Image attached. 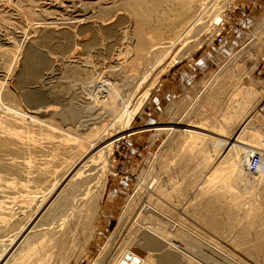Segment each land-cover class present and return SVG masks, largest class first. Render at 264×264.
<instances>
[{
	"label": "rangeland",
	"instance_id": "rangeland-1",
	"mask_svg": "<svg viewBox=\"0 0 264 264\" xmlns=\"http://www.w3.org/2000/svg\"><path fill=\"white\" fill-rule=\"evenodd\" d=\"M122 1L125 0H0V51L10 52L8 56L0 54V117L12 121L2 125L5 132L0 134V208L14 216L11 225L0 226V264L20 253L26 256L22 264H114L122 250L130 246L145 249L143 257L153 254L150 263L145 257L148 264H166L163 254L168 251L172 256L168 264H264V171L251 175L246 170L250 154L256 150L264 155V151L255 139L258 129L249 128L243 120L246 125L242 123L245 127L238 130L235 120L241 110L240 101L251 95L249 74L254 61L257 64L253 77L264 86V0H227V8L219 7L223 3L219 0L216 8L220 10L213 7L204 16L210 17L208 26H199L191 37L201 36L203 45L188 55H184L188 46L177 49L175 54L182 58L176 64L166 61L148 74L145 73L156 60L152 53L157 46L153 42L139 50L138 38L133 34L136 19ZM235 7L247 11L240 26L222 44L212 43L218 31L212 18L220 12L225 17ZM195 10L197 7H192L190 14L175 22L173 34ZM79 11L85 19L76 23ZM46 22H54L56 29ZM61 28L71 34L61 35ZM51 30L58 36L52 37ZM171 40L169 36L167 41ZM142 56L147 58L145 64L137 62ZM41 60L45 69L40 67ZM111 85L117 86L126 101L115 110L106 108L102 101ZM238 87L242 92L236 95ZM231 92L236 97L232 98ZM4 106L19 115H10ZM166 110L171 113V123L163 128L160 122ZM135 111L133 120L127 123ZM212 121L220 123L214 125ZM17 123L22 124L24 132L15 128ZM35 128L46 130L45 137ZM26 129H34L38 135ZM91 129L95 130L91 133ZM200 130L205 139L212 136L208 150L206 144H199L201 139H194L197 134L203 136ZM54 131L62 132L63 137L59 135L64 139L55 136ZM88 133L102 148L111 149L107 159L97 153L84 160L78 169L59 180L52 192L50 185L64 171L50 178L49 187L31 185L39 182L32 177L33 169H45L48 163L50 167L59 160L53 157L63 155L60 141L65 144L68 137ZM187 135L192 141H200L194 142L196 147L200 145L196 154L191 149L183 154L187 159L192 154L193 160L181 155L190 142V137L183 138ZM44 141L46 145L40 144ZM216 142L227 146L219 156L221 148ZM38 143L43 145L42 152ZM248 169L254 170L252 165ZM158 180L164 191L156 187ZM179 183L186 184L188 192L175 188ZM54 190L59 192L53 194ZM127 203L131 204L132 215L120 226L119 218ZM154 212L169 229L180 231L181 235H173L172 239L181 251L171 248L163 238L157 245H143V233L134 220L142 216L144 221L139 220L148 222L145 217ZM208 217H215L220 226H210ZM117 228V237L102 252ZM67 230L71 231L69 235ZM63 233L68 239L79 235L66 250H56L54 243Z\"/></svg>",
	"mask_w": 264,
	"mask_h": 264
},
{
	"label": "bare ground",
	"instance_id": "bare-ground-1",
	"mask_svg": "<svg viewBox=\"0 0 264 264\" xmlns=\"http://www.w3.org/2000/svg\"><path fill=\"white\" fill-rule=\"evenodd\" d=\"M107 1V0H106ZM219 0H125V1H122V5H124L123 7L126 9V10H129V12H131L133 15H134V17L135 18H133V19H136V26H135V28H134V35H136L137 36V38H138V44H137V46L139 47V50H142V48H140V47H143V46H145V45H148V44H151V43H155L156 44V48H157V50L155 51V52H153L152 54L155 56V62L152 64V66L150 67V69H149V71H147L145 74H148L149 72H150V70H153V69H155V67H158L159 66V64H161V63H164V62H166V61H170V64L171 65H174V64H176V62H178L181 58H182V56L181 55H178V54H175L176 53V51H177V49H180V48H183L184 46H188L187 47V51H186V54H184V55H188V54H190V53H192L193 51H195V50H197L198 48H200L203 44V38L201 37V36H199V37H194L193 39L191 38L192 36H195L194 35V33H195V31H196V29L199 27V26H202L203 24H205L206 23V25H207V18H208V20H209V15L207 16V17H205L204 18V16H205V14L207 13V12H209L213 7L214 8H216L217 7V2H218ZM118 3V2H117ZM116 3V4H117ZM120 3V2H119ZM221 4V3H220ZM227 0H223V3L219 6V7H225V8H227L228 6H227ZM110 5V4H109ZM113 5H114V3H113ZM192 7H197V10H195L194 12H193V16L191 17V18H189L188 20H186L185 22H184V24L181 26V28L178 30V31H176V33L175 34H173V28H174V24H175V22H177L178 20H180V17L181 16H184V15H187V14H190V12H191V8ZM104 8V7H103ZM108 8V7H107ZM216 9H219L220 10V8H216ZM224 9V8H223ZM213 10V9H212ZM211 10V11H212ZM245 10V9H244ZM193 11V10H192ZM216 11V10H215ZM231 11V13H233V10H230ZM230 11H228L227 13H226V15H225V17H224V12H220V14H217L215 17H213L212 19H213V21H212V23L214 24V23H219L220 21H222V20H230V18H227V16H229L228 14H229V12ZM213 14H214V11H213ZM212 14V15H213ZM76 16L78 17V19H77V21H76V23H81L82 22V20H84L85 18H82V16H84V13L83 12H81V11H79V12H77L76 13ZM211 16V15H210ZM246 16V15H245ZM133 17V16H132ZM131 17V18H132ZM86 18H89V17H87L86 16ZM217 18V20H215ZM76 19V18H75ZM74 19V20H75ZM203 20H205V21H203ZM242 20L243 19H241L240 20V23L239 24H241V22H242ZM238 21V20H237ZM239 22V21H238ZM260 22H262V21H260ZM47 23V22H46ZM45 23V24H46ZM53 23L54 22H49V23H47L46 25H48V26H50V25H53ZM55 24V23H54ZM36 26V25H35ZM34 26V27H35ZM47 26V27H48ZM57 25H53V26H51V27H56ZM71 26H73V25H71ZM208 26V25H207ZM51 27H48V28H51ZM59 27V26H58ZM203 27V26H202ZM36 28V27H35ZM53 28V29H54ZM64 28H66V27H64ZM64 28H61V30H60V34L61 35H63V34H65V35H68V34H71V33H67L68 31H67V29H64ZM214 28V27H213ZM52 29V30H53ZM56 29V28H55ZM54 29V30H55ZM127 29H129V28H127ZM209 29V28H208ZM208 29H206V30H208ZM41 30V29H40ZM49 31V33L52 35V37H53V35L55 34V36H58L56 33H58L57 31H56V33H55V31ZM42 31V30H41ZM198 31V30H197ZM209 31V30H208ZM43 32V31H42ZM46 32H47V30H46ZM70 32V31H69ZM178 32V33H177ZM210 32V31H209ZM257 32V31H256ZM259 32H261V31H259ZM45 33V32H44ZM198 33V32H197ZM47 34V33H46ZM50 34H48V37H49V35ZM59 34V33H58ZM47 36V35H46ZM46 36H44L45 38H48V37H46ZM60 36V35H59ZM169 36L172 38V40L171 41H167L168 40V38H169ZM173 36V37H172ZM67 39V38H66ZM56 41V40H55ZM59 41V40H58ZM251 41V40H250ZM152 49H154V48H152ZM6 50V49H5ZM69 51V50H68ZM262 52V51H261ZM145 53V52H144ZM148 53V52H147ZM0 54H3V55H9L10 54V52H7V51H0ZM142 54V53H141ZM133 55V54H132ZM240 56V55H239ZM237 58V57H236ZM146 57L145 56H142V57H138L137 58V62H139L140 64H145L147 61H146ZM42 61V60H41ZM39 62L40 63V67H44V60L42 61V62ZM173 61H175V63L173 62ZM232 61V60H231ZM235 62V61H234ZM244 62V61H243ZM228 64H231V63H228ZM256 64H257V61H254L253 63H252V66H251V71H250V74H249V76H250V83H251V87H250V89H251V95L249 96V99H247V100H245V101H240V108H241V110H238L239 111V114H237V116H235V120L238 122H236L237 123V127H238V130H241L242 129V126L243 127H245L243 124H245L244 122H243V120L245 121V122H247V126L249 127V128H251V129H258L257 131V136L255 137V139H257V144H258V147L259 148H261L263 151H264V114L263 113H261V112H259L258 111V108H257V106H258V104L260 103V101H262L263 99H261L263 96H264V86H263V84L259 81V79H257V78H255V77H253V71L256 69ZM43 67L41 68V69H43ZM47 67V66H46ZM227 68H228V66H226ZM44 69H45V67H44ZM224 70H225V68H224ZM160 71V70H159ZM235 71V70H234ZM153 72V71H152ZM245 72V71H244ZM40 73V72H39ZM247 73V72H246ZM245 73V74H246ZM145 74L143 75V78L145 79L146 78V76H145ZM158 74V73H157ZM221 74V73H220ZM220 74L219 75H217V78L216 79H218L219 78V76H220ZM241 74H242V72H241ZM230 75V74H229ZM229 77V76H228ZM215 78L213 79V80H215ZM232 78V77H231ZM242 79H243V77H241ZM228 80V79H227ZM212 81V80H211ZM239 81H241V80H239ZM244 81H245V79H244ZM236 82V81H235ZM226 83V82H225ZM239 83V82H238ZM243 83V82H242ZM249 83V84H250ZM217 84H219V83H217ZM236 84V83H235ZM244 85H245V83H243ZM52 85V84H51ZM219 85H221V84H219ZM116 86V85H115ZM114 85H111L110 86V88H108V91L106 92L107 94H106V96H107V98L105 99V100H102L103 101V104H106V108L108 107H110V108H112L113 110H115V109H117L118 107H119V105H120V103L121 102H123V103H125L126 101L123 99V97L121 96V94H120V92L118 91V89H117V86L115 87ZM209 86V85H208ZM222 86V85H221ZM224 86V85H223ZM236 86H237V84H236ZM235 86V87H236ZM243 86V85H242ZM211 87V86H210ZM153 88V87H152ZM223 88V87H222ZM37 89V88H36ZM217 89V88H216ZM219 89V88H218ZM221 89V88H220ZM242 89H241V87H240V89H239V87L237 88V90L235 91V94L236 95H238L240 92H242L241 91ZM150 91V90H149ZM219 91V90H218ZM233 91V90H232ZM219 93H220V91H219ZM222 93H224V92H222ZM232 93V98L234 97V95L235 94H233V92H231ZM230 93V94H231ZM236 95H235V97H236ZM199 96V95H198ZM201 96V95H200ZM218 96V95H217ZM120 97V98H119ZM227 98V97H226ZM237 98H239V97H237ZM264 98V97H263ZM101 99V98H100ZM199 99V98H198ZM230 99H231V97H230ZM261 99V100H260ZM234 100V99H233ZM238 100V99H237ZM260 100V101H259ZM224 101V100H223ZM226 101V100H225ZM259 101V102H258ZM233 102H235V100L233 101ZM227 103H229V102H227ZM257 103V104H256ZM126 104V103H125ZM125 104H124V106H125ZM128 104V103H127ZM215 104V103H214ZM234 104H236V102L234 103ZM256 104V105H255ZM224 105H225V103H224ZM255 105V106H254ZM232 106V105H231ZM236 106V105H235ZM234 106V107H235ZM253 106H254V108H253ZM102 107V106H101ZM216 107V106H215ZM4 108L8 111V113L11 115L12 113H14V114H18L19 112L17 111V112H15L13 109H10V108H7V107H5L4 106ZM104 108V107H103ZM253 108V109H252ZM13 110V111H12ZM126 112V111H125ZM233 112V111H232ZM250 112V114H248ZM101 113V112H100ZM103 113V112H102ZM107 113V112H106ZM236 113V112H235ZM246 113V114H245ZM105 114V113H104ZM136 114V111L132 114V115H130V117H129V119H128V121H127V123H130L132 120H133V118H134V115ZM228 114V113H227ZM249 115L248 117L246 116V115ZM19 115V114H18ZM128 116V115H127ZM171 116V113L168 111V110H166L165 111V114H164V116H163V119H162V122H160L161 124H160V126L161 127H163V128H166L167 126H168V123L170 122V120H169V117ZM215 116V115H214ZM201 117V116H200ZM247 117V121L245 120V118ZM4 118V119H3ZM2 118V115H1V117H0V134H2V133H4L5 131H4V129H5V127H3L5 124H7L8 122H12L11 120H7V118L6 117H3ZM172 118V117H171ZM230 118V117H229ZM224 119H227V118H224ZM56 120V119H55ZM176 120V119H175ZM188 121H190V119L188 118L187 119ZM229 119H227V121H228ZM234 120V119H233ZM204 121V120H203ZM217 121V120H216ZM221 123H223L221 120H219ZM218 121V122H219ZM213 122V124L215 123H217V122H214V121H212ZM211 122V123H212ZM219 122V123H220ZM230 123L232 122L231 120L229 121ZM233 122H235V121H233ZM21 123V122H20ZM171 123V122H170ZM183 123V122H182ZM210 123V122H209ZM219 123H217V125H219ZM243 123V124H242ZM12 124V123H11ZM17 124H19V123H17ZM206 124H207V122H206ZM206 124H204V125H206ZM214 124V125H215ZM242 124V125H241ZM3 125V126H2ZM179 125V124H178ZM203 125V124H202ZM203 125V126H204ZM209 125V124H208ZM213 125V126H214ZM221 125H223V124H221ZM236 125V124H235ZM246 125V124H245ZM14 126H15V128L17 129V130H20V131H22V132H24V130H25V128H23V126H22V124L20 125H15L14 124ZM20 126H22L21 127V129L20 128H18V127H20ZM209 128L208 129H210V125L208 126ZM215 127V126H214ZM233 127H235V126H233ZM95 128V127H94ZM170 128V127H169ZM8 129V128H7ZM183 129V128H182ZM181 129V130H182ZM202 130H203V128H201ZM204 129H206L207 131H208V129L206 128V126H205V128ZM9 130V129H8ZM29 131L30 129H26V131ZM33 130L34 129H32V132L31 131H29V133L31 132V133H33L34 135L33 136H35V133L37 132V131H41V130H39V129H36L35 128V130L34 131H36V132H33ZM93 130H95V129H91V133L93 132ZM228 130V129H227ZM25 131V132H26ZM27 131V132H28ZM46 131V130H45ZM44 131V132H45ZM201 131V130H200ZM210 131H212V130H210ZM216 131V130H215ZM246 131V130H245ZM39 132H37L38 134H39ZM42 133H40L41 134V137H42V135L44 134V132L43 131H41ZM48 132H49V130H48ZM57 132V131H56ZM202 132V131H201ZM206 132V131H205ZM219 132V131H218ZM224 132V131H223ZM36 133V134H37ZM59 133L60 132H58V133H56L55 134V131H54V134H55V136H57V135H59ZM62 133V132H61ZM60 133V134H61ZM91 133H90V135H89V133H88V135L87 136H80V137H76L75 135H74V137H66L68 140H65L66 142H65V144H63V142L62 141H60V143H62V145H63V147H62V145L61 144H59V141H58V139L55 137V139L54 140H56L57 139V141L56 142H58V144L59 145H61V147H62V149H64V150H62V152H63V155H59V156H56V155H58V154H55L54 156H56V157H53V159L54 158H57V157H59V160H57V159H55V161L57 160V163L56 162H53V164L55 163V165L54 166H52V165H50V167L48 166L49 165V163H48V165H47V163L45 164V165H47V167H45V169H42V168H36V169H33V173H34V171H35V174H34V176L32 175V177H35L36 179H35V181L37 180V182L38 183H31V185H37V186H39V187H41V186H46V184L48 183V182H50V178L52 177V176H54V175H56V174H59V173H61V172H63L64 171V173H63V175H61V177L58 179V180H54L53 181V183L50 185V187L48 186V184H47V186L49 187V188H51V191L50 192H52V190L53 189H55V187H57V185H58V181L59 180H61V179H63L64 177H65V175L68 173V172H70L71 170H72V172L73 171H75L76 169H78V168H76L78 165H80L79 163H82L84 160H87V159H89L90 157H93L94 155H96L97 153H99V154H101V156L103 157V158H105V159H107L108 158V156H110V153H111V149L110 150H105L104 148H102L101 147V145L99 144V142H95L93 139H91ZM187 133V131L186 132H184L183 134H186ZM189 133V132H188ZM195 133V132H194ZM208 133H209V131H208ZM212 133H213V131H212ZM37 134V135H38ZM45 134H47L46 132H45ZM45 134H44V137H45ZM49 137H52L51 135V130H50V132H49ZM80 134V133H79ZM202 134H203V132H202ZM225 134H227V132L225 133ZM225 134H223V135H225ZM36 135V136H37ZM62 135V134H61ZM65 135V134H64ZM97 135V134H96ZM194 135V134H193ZM198 135H200V134H197V136ZM210 135V134H209ZM213 135V134H212ZM35 136V137H36ZM46 136H48V135H46ZM194 136H196V135H194ZM194 137V139L195 138H197V139H201V143H199L200 141H196V140H194V141H192L191 140V137H190V135H187V136H183V138H187V137H190V142L189 143H187V148L186 149H182L183 150V152H182V154L181 155H183V154H186V152H189L190 153V149H191V153H197V151L198 150H196V148H198V147H196L197 145V142L199 143V144H206L205 145V147L207 146L208 147V143H210L211 144V141H213V140H211L212 139V136L211 137H207L206 139H205V136H204V134H203V136L202 135H200L199 137ZM39 137V136H38ZM44 137H42V138H44ZM58 137V136H57ZM62 137H63V135H62ZM65 137V136H64ZM218 137V136H217ZM223 137V136H222ZM53 138V137H52ZM59 138L61 139V137H60V135H59ZM193 138V137H192ZM213 138H214V136H213ZM227 138V140H226V143L228 142V140H230V139H228V138H230L229 137V135L227 134V137H225V139ZM39 139H40V137H39ZM46 139H48V137H46ZM45 139V141H47ZM59 139V140H60ZM62 139H64V138H62ZM61 139V140H62ZM219 139V138H218ZM217 139V140H218ZM231 139H232V137H231ZM254 139V140H255ZM42 140H44V139H41L40 141H42ZM50 141H51V138L49 139ZM53 139H52V141H53V144L54 143H56L55 141H54ZM183 140V139H182ZM220 140V139H219ZM40 142V144H42L43 143V145H46L47 143L46 142ZM188 141V140H187ZM210 141V142H209ZM224 141V140H223ZM48 142V141H47ZM194 142L196 143V144H194ZM44 143H46V144H44ZM217 144V147H218V149L219 148H221L219 151H218V149L215 151V152H217L218 151V156L219 155H221L219 152H221V151H223V149L225 148V147H227L226 146V144L224 143V142H216ZM229 143V142H228ZM39 144V143H38ZM39 144V145H40ZM48 144H50V145H52V143H48ZM181 144V143H180ZM43 145H40V147H39V149H41V146H43ZM50 145H48V146H50ZM56 145V144H55ZM59 145L57 146V147H59ZM216 145H215V147H216ZM185 146V145H184ZM204 146V145H203ZM211 146V145H210ZM214 146V145H213ZM212 146V147H213ZM229 146V145H228ZM52 147V146H51ZM60 147V148H61ZM104 147V146H103ZM202 147V146H201ZM206 147V148H207ZM211 147V148H212ZM254 147V146H253ZM43 148V147H42ZM50 148V147H49ZM52 148H54V145H53V147ZM56 148V147H55ZM60 148L58 149V151L60 150ZM211 148H210V150H211ZM230 148V147H229ZM228 148V149H229ZM256 148V147H255ZM258 148V149H259ZM39 149H38V152H39ZM195 149V150H194ZM199 150H200V148H198ZM226 149V148H225ZM224 149V150H225ZM54 150H56V152H57V149H52V151L54 152ZM60 150V151H61ZM181 150V151H182ZM207 150H208V148H207ZM255 150V149H254ZM41 152L43 151L42 149L40 150ZM59 151V152H60ZM213 151V150H212ZM211 151V152H212ZM229 151V150H228ZM253 151V150H252ZM41 152L39 153V154H41ZM59 152H57V153H59ZM205 152V151H204ZM224 152V151H223ZM55 153V152H54ZM53 153V154H54ZM198 153H200V151L198 152ZM202 153V152H201ZM200 153V154H201ZM230 153V152H229ZM38 154V153H37ZM44 154V153H43ZM50 154V153H49ZM215 155H216V153H214ZM45 155H48V154H45ZM51 156H53L52 155V153L50 154ZM189 155V154H188ZM191 155L192 154H190V156L188 157V159H192V158H194V157H192L191 158ZM202 155V154H201ZM206 155V154H205ZM215 155H214V157L213 158H215ZM224 155V154H223ZM222 155V156H223ZM226 155H228L227 153L224 155L225 157H226ZM180 156V155H179ZM184 156V155H183ZM186 156V157H185ZM184 157H185V160H188L187 159V155H185ZM193 156V155H192ZM37 157V156H36ZM44 157V156H43ZM197 157V156H196ZM200 157H202V156H200ZM224 157V158H225ZM45 158V157H44ZM52 158V157H51ZM180 158H182L183 159V157H180ZM223 157H222V159H224ZM47 159H49V157L47 158ZM46 159V160H47ZM53 159H51V161L53 160ZM176 159H178L177 157H176ZM175 159V160H176ZM180 160V161H183V160ZM196 159V158H195ZM220 159V158H219ZM253 159H256L255 160V163H254V165L253 164H251V160H253ZM259 159H261L260 161H259ZM184 160V161H185ZM193 160V159H192ZM215 161H216V159H214ZM213 160V161H214ZM218 160V159H217ZM228 160V159H227ZM48 161V160H47ZM54 161V160H53ZM107 161V160H106ZM179 161V162H180ZM29 162V161H28ZM70 162H72L71 164H68V163H70ZM86 163H87V161H86ZM184 163H186V162H184ZM201 163V162H200ZM213 163V162H212ZM41 164H43V163H41ZM43 164V165H44ZM51 164V163H50ZM183 165V164H182ZM189 165V164H188ZM253 166V168H254V170L252 171V172H249V170L250 169H248L249 168V166ZM196 166V165H195ZM248 167V168H247ZM3 168V167H2ZM4 168H6V167H4ZM21 168H22V166H21ZM54 168V169H53ZM205 168V167H204ZM250 168H252V167H250ZM7 169V168H6ZM80 169V168H79ZM96 169V168H95ZM2 170V169H1ZM193 170V169H192ZM246 170H247V172L249 173V174H251V175H254V174H256V173H258L259 171H264V155H262V153H260V152H258V151H253L251 154H250V156H249V158H248V160H247V162H246ZM175 171V170H174ZM5 172V171H4ZM32 173V174H33ZM168 173V172H167ZM170 174V173H169ZM174 175V174H173ZM194 175V174H193ZM196 175V174H195ZM180 176V175H179ZM172 177V176H171ZM264 177V176H263ZM99 178V177H98ZM34 179V178H33ZM33 179H31V181L33 180ZM161 179V178H160ZM257 179V178H256ZM264 179V178H263ZM177 180V179H176ZM185 180V179H184ZM159 181V180H158ZM157 181V182H158ZM33 182V181H32ZM156 182V183H157ZM263 182H261V184H262ZM104 184H105V182H104ZM103 184V185H104ZM169 184L170 183H168V186H169ZM178 184V183H177ZM156 185V187L158 188H162L163 187V183H161V181H159L157 184H155ZM213 185V184H212ZM260 185V184H259ZM46 186V187H47ZM34 187V186H33ZM175 188H178L179 190H180V192L182 193H184V191H187L188 192V186L186 185V184H183L182 185V183L180 184L179 183V185H178V187H175ZM174 188V189H175ZM38 189H40V188H38ZM159 189V190H160ZM264 189V188H263ZM41 190V189H40ZM42 190H44V189H42ZM41 190V192H43ZM45 190H47V189H45ZM48 190H50V189H48ZM48 190L46 191V192H48ZM101 190V189H100ZM104 190H105V188H104ZM148 190V189H147ZM157 190V189H156ZM161 190H163V189H161ZM172 190V189H171ZM204 190V189H203ZM212 191H213V189H211ZM210 190V191H211ZM38 191V190H37ZM36 191V192H37ZM55 191H58L59 192V190H54L53 191V194H54V192ZM164 191V190H163ZM194 191V190H193ZM206 191H207V189H206ZM45 192V191H44ZM43 192V193H44ZM104 192V191H103ZM160 192H162V191H160ZM172 192H174V191H172ZM205 192V191H204ZM180 193V194H181ZM45 194V193H44ZM165 194V193H164ZM225 194V193H224ZM168 195V194H167ZM182 195V194H181ZM186 195V194H185ZM162 196V195H161ZM169 196V195H168ZM194 196V195H193ZM215 196V195H214ZM44 196L42 195V198H43ZM51 197V196H50ZM100 197H101V195H100ZM99 197V198H100ZM132 197V196H131ZM219 197V196H218ZM164 198V197H163ZM170 198V197H169ZM223 198V197H222ZM131 199V198H130ZM28 201H30V200H28ZM98 201H100V200H98ZM205 201V200H204ZM96 202V201H95ZM190 203V202H189ZM188 203V204H189ZM198 204V203H197ZM204 204V203H203ZM206 205V204H205ZM213 205V204H212ZM39 206V205H38ZM176 206V205H175ZM204 206V205H203ZM208 206H209V204H208ZM208 206H205V207H208ZM217 206V205H216ZM261 206V205H260ZM133 207V206H132ZM167 207V206H166ZM200 207V206H199ZM219 207V206H218ZM169 208V207H168ZM195 208V207H194ZM9 209V208H8ZM217 209V208H216ZM10 210V209H9ZM132 208H131V204L130 203H127V205L125 206V209H124V212L121 214V216H120V218H119V225L120 226H123V225H125V223L127 222V220L130 218V216L132 215ZM169 210V209H168ZM202 210H204L203 208H202ZM215 210V209H214ZM220 209H218V211H219ZM249 210V209H248ZM93 211V210H92ZM205 211V210H204ZM208 211H213V208H212V210L210 209V210H208ZM252 211H254V210H252ZM249 212V211H248ZM92 213V215H93V213H94V211L93 212H91ZM199 213V212H198ZM210 213V212H209ZM204 214H205V212H204ZM12 215L13 214H11V212L10 211H8V210H6L5 208H0V226H2V225H6L7 224V226L8 225H11L10 224V221H11V219L14 217H12ZM79 215V214H78ZM95 215V214H94ZM209 215V214H208ZM226 215V214H225ZM16 216V215H15ZM166 216V215H165ZM209 216H212V214L210 213V215ZM255 216V215H254ZM89 217H91V215L89 216ZM206 218H207V216H205ZM213 217V216H212ZM212 217H208L209 219L208 220H206L207 221V223L208 224H210V226H220V225H218V223L217 222H219L218 220L216 221V220H214V218H212ZM93 218H94V216H93ZM139 218H142V216L140 217V216H138L137 218H135V220H134V222H135V225L137 226V229L138 230H140V231H142V233L143 234H145V235H143L142 234V236H141V241L143 242V245H146V246H154V245H157V243H161V239L165 242V243H167L168 245H170L171 246V248H175V249H177V250H182V249H180L181 248V246L180 245H178V244H175L174 242H173V235H174V237L175 236H179V234H180V231L179 230H175V229H173V230H171V229H169L168 228V226H167V223H165L163 220L161 221V219L160 218H158L157 217V215H156V213L154 212V213H151V215H149V216H147V217H145V220L146 221H148V222H141L140 220H143V218L142 219H140L139 220ZM221 218V217H220ZM88 219H90V218H88ZM13 220V219H12ZM20 220V219H19ZM91 221V220H90ZM144 221V220H143ZM150 221V222H149ZM85 222V221H84ZM146 223H150V225H147ZM200 223V222H199ZM84 224V223H83ZM82 224V225H83ZM86 224V223H85ZM90 224H92V223H90ZM220 224V223H219ZM16 225V224H15ZM78 225H80V224H78ZM77 225V226H78ZM14 225L12 224V226L11 227H13ZM84 226V225H83ZM82 226V228L84 229V227ZM92 226V225H91ZM204 226V225H203ZM88 227V226H87ZM174 227V226H173ZM2 228V227H1ZM79 228V227H78ZM94 228V227H93ZM92 228V229H93ZM219 228V227H218ZM75 229V228H74ZM77 229V228H76ZM249 229V228H248ZM78 230V229H77ZM83 231V230H82ZM123 231V230H122ZM252 231V230H251ZM64 232H66V231H64ZM67 232H69L68 230H67ZM66 232V233H67ZM71 232V231H70ZM70 232L68 233V235L70 234ZM74 232V231H73ZM84 232V231H83ZM82 232V233H83ZM88 232V231H87ZM247 232V231H246ZM66 233L63 235V237L61 238V239H59L56 243H54V248L56 249V250H63L65 247H67L68 245H71V244H75L76 243V241H77V236L79 235V233L77 234V236L76 237H73V238H70V239H68V238H66ZM90 233V232H89ZM92 233H93V230H92V232H91V234H90V236L91 237H93V235H92ZM117 233H118V228L117 229H115V231L111 234V236H110V239H109V241L107 242V245H106V247H104V249L102 250V252H106V248H108V244L109 243H111L112 241H113V239H115L116 237H117ZM262 233V232H261ZM81 234V233H80ZM84 234V233H83ZM121 234V233H120ZM127 235V234H126ZM181 235V234H180ZM125 237V236H124ZM180 238V237H179ZM184 238V237H183ZM45 239V238H44ZM89 240V239H88ZM126 241V240H125ZM160 241V242H159ZM124 242V241H123ZM41 243V242H40ZM125 244V243H124ZM142 244V243H141ZM141 246V245H140ZM53 247V246H52ZM52 247H51V249H52ZM126 247H128V246H126ZM145 247V246H144ZM258 247V246H257ZM26 249V248H25ZM36 249V248H35ZM30 250V249H29ZM54 250V249H53ZM64 250H66V249H64ZM24 251V250H23ZM27 252V251H26ZM26 252H24V254L26 253ZM101 252V253H102ZM23 253V252H22ZM48 253V252H47ZM146 252H145V249H143L142 247H138V246H130V247H128V248H124L123 250H122V252H121V254H120V257L119 258H116V262L114 263V264H148L147 262L149 261V263H150V261L151 260H153V254H151V253H149V255H147V259H148V261H147V259L145 258V257H143L144 256V254H145ZM170 251H168L167 253H165V254H163V255H165V257H164V263H166V264H168L171 260H172V256H170ZM26 255V254H25ZM162 255V256H163ZM263 256V255H262ZM24 257H26V256H24V255H22L21 253L19 254V255H12L11 257H9V258H7V263L6 264H22L21 262L25 259ZM234 257V256H233ZM41 258V257H40ZM253 258V257H252ZM29 259V258H28ZM231 259V258H230ZM234 259V258H233ZM260 259V258H259ZM264 260V259H263ZM28 262H29V260H27ZM156 261V260H155ZM257 261V260H256ZM152 262V261H151ZM236 262V264H239V262L238 261H235ZM264 262V261H263ZM40 263V262H39ZM33 264V263H32ZM37 264V263H36ZM240 264H244V262H242V263H240Z\"/></svg>",
	"mask_w": 264,
	"mask_h": 264
},
{
	"label": "built area",
	"instance_id": "built-area-1",
	"mask_svg": "<svg viewBox=\"0 0 264 264\" xmlns=\"http://www.w3.org/2000/svg\"><path fill=\"white\" fill-rule=\"evenodd\" d=\"M246 13V10L238 7L233 9V13L230 11L228 14L229 16H227V18H230V20H222L217 25H215V29L218 31H216L213 35L212 43L218 45L222 44L225 41L226 36L240 26V20L245 18ZM257 108L259 112L264 114V98L262 101H260Z\"/></svg>",
	"mask_w": 264,
	"mask_h": 264
},
{
	"label": "crops",
	"instance_id": "crops-1",
	"mask_svg": "<svg viewBox=\"0 0 264 264\" xmlns=\"http://www.w3.org/2000/svg\"><path fill=\"white\" fill-rule=\"evenodd\" d=\"M255 1H259V2H262L263 0H255ZM113 202V201H112Z\"/></svg>",
	"mask_w": 264,
	"mask_h": 264
}]
</instances>
